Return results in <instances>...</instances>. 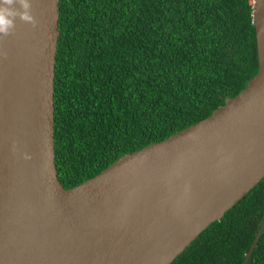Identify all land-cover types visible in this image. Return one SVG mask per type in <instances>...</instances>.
Masks as SVG:
<instances>
[{"label": "water", "instance_id": "obj_1", "mask_svg": "<svg viewBox=\"0 0 264 264\" xmlns=\"http://www.w3.org/2000/svg\"><path fill=\"white\" fill-rule=\"evenodd\" d=\"M27 3L30 19L0 32V264H172L264 178V0L258 71L237 96L69 190L54 152L59 0Z\"/></svg>", "mask_w": 264, "mask_h": 264}, {"label": "trees", "instance_id": "obj_2", "mask_svg": "<svg viewBox=\"0 0 264 264\" xmlns=\"http://www.w3.org/2000/svg\"><path fill=\"white\" fill-rule=\"evenodd\" d=\"M54 152L65 190L197 124L256 75L252 0H59ZM264 178L172 264H243ZM247 264H264V230Z\"/></svg>", "mask_w": 264, "mask_h": 264}, {"label": "clouds", "instance_id": "obj_3", "mask_svg": "<svg viewBox=\"0 0 264 264\" xmlns=\"http://www.w3.org/2000/svg\"><path fill=\"white\" fill-rule=\"evenodd\" d=\"M29 7L27 0H0V32L13 26L16 18L30 19L26 11Z\"/></svg>", "mask_w": 264, "mask_h": 264}]
</instances>
